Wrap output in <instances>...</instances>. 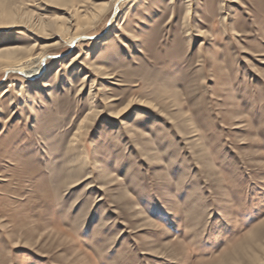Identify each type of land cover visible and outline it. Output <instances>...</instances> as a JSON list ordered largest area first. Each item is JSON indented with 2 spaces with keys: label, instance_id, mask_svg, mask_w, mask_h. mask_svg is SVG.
<instances>
[{
  "label": "rangeland",
  "instance_id": "374dc122",
  "mask_svg": "<svg viewBox=\"0 0 264 264\" xmlns=\"http://www.w3.org/2000/svg\"><path fill=\"white\" fill-rule=\"evenodd\" d=\"M109 1L0 0V264H264V0Z\"/></svg>",
  "mask_w": 264,
  "mask_h": 264
},
{
  "label": "bare ground",
  "instance_id": "6f19581e",
  "mask_svg": "<svg viewBox=\"0 0 264 264\" xmlns=\"http://www.w3.org/2000/svg\"><path fill=\"white\" fill-rule=\"evenodd\" d=\"M110 1H112V0H110ZM110 1L109 2H105V3H103L102 4V9L103 8H106V7H109V4H110ZM123 2V0H114L113 1V6H112V9H114L115 10V13H117V11H118V9H119V3H122ZM112 3V2H111ZM111 5V4H110ZM100 7V6H99ZM101 7H100V9H101ZM96 8V7H95ZM100 9H97V10H100ZM101 9V10H102ZM17 14L18 13H16L15 15L17 16ZM98 14V13H97ZM14 15V17H16ZM20 15V14H19ZM18 15V16H19ZM90 15V14H89ZM96 15V14H95ZM13 16V15H12ZM17 16V17H18ZM79 16V15H78ZM77 16V17H78ZM16 17V18H17ZM81 17V16H80ZM84 18H86V17H84ZM18 19V18H17ZM20 19V18H19ZM43 21H45L44 19H42ZM93 20H94V18H86V21H85V23H84V25L85 26H87V25H89V24H91L92 22H93ZM97 20V19H96ZM42 21V22H43ZM61 21V20H60ZM5 24V22L2 20V21H0V25H2V24ZM14 23V22H13ZM30 23V22H29ZM39 23V22H38ZM37 23V24H38ZM3 24V25H4ZM57 24V23H56ZM19 25V24H18ZM23 25V24H22ZM31 25V24H30ZM30 25H28V26H30ZM42 25H44V24H42ZM46 25V24H45ZM45 25L43 26V28L45 27ZM49 25V24H48ZM73 25H74V23H73ZM67 26V25H66ZM80 25H78V27H77V29L74 31V34H72L71 36H70V38H68L65 42L71 47H73L74 46V44H76V43H78V42H80V41H82V40H84V38H87L89 35H87V34H85V33H83L82 31V29H81V27L82 28H84V26L83 25H81L80 27H79ZM10 27V26H9ZM69 27V26H68ZM59 28H60V26H59ZM76 28V27H75ZM60 29H62V27L60 28ZM64 29V28H63ZM72 29V28H71ZM57 31V30H56ZM71 32V31H70ZM87 46V45H86ZM12 49V51H13V48H11ZM20 49V48H19ZM5 50V49H4ZM15 50L17 51L18 49H17V47L14 49V51L13 52H15ZM2 51V50H1ZM11 51H10V49L9 50H7V55H5V62L4 63H1V68L4 70V72L5 73H18L20 76H22V79L24 80V81H29L31 84H32V86L33 85H37V83L36 82H32V81H34L40 74H42L44 71H45V68H46V62H47V56H50V55H47V54H44L43 52L41 53H38V54H36V55H34V54H29V55H26V56H24V57H20V58H14V59H11L12 57L10 56V54L12 53H10ZM3 53V52H2ZM16 54H19V53H16ZM16 56V55H15ZM82 57V55H81V52H78V53H76V54H74L72 57H71V60H70V62L67 64L66 63V65H65V68H69V67H71V66H75L76 65V63L78 64L79 62H80V58ZM2 56H0V60L2 61ZM4 60V59H3ZM0 68V69H1ZM89 73V72H88ZM92 74V73H91ZM86 75H88V74H85V76ZM90 76V75H89ZM107 78V77H106ZM84 79V78H83ZM43 82V81H42ZM47 84V83H46ZM28 85V84H27ZM39 85V84H38ZM46 86V85H45ZM24 87V85L22 86V88ZM34 87V86H33ZM24 88H26V87H24ZM29 88V87H28ZM8 92V90L6 89L3 93L5 94V93H7ZM98 113V112H97ZM122 114V113H121ZM119 115V114H118ZM92 116V115H91ZM94 118V117H93ZM92 118V119H93ZM89 120H90V118H89ZM86 122H87V119L85 118L82 122H81V124H80V127H79V131H78V133L80 134L81 132H83L85 129H86ZM78 135V134H77ZM76 135V136H77ZM255 259H257V257L255 258Z\"/></svg>",
  "mask_w": 264,
  "mask_h": 264
}]
</instances>
